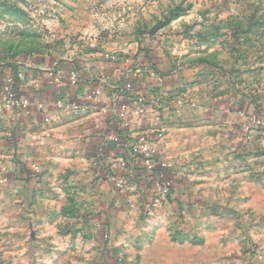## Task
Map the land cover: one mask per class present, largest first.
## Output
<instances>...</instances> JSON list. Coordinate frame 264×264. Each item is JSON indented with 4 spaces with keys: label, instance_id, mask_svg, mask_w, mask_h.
<instances>
[{
    "label": "crops",
    "instance_id": "0c3cea01",
    "mask_svg": "<svg viewBox=\"0 0 264 264\" xmlns=\"http://www.w3.org/2000/svg\"><path fill=\"white\" fill-rule=\"evenodd\" d=\"M146 55H140L142 81L135 84V94L163 95L167 103L158 111L147 106L141 117L112 111L113 87L122 79L117 64H105L107 84H102L96 78L97 63L68 59L39 65L0 58V85L12 76L17 96L28 100L22 111L0 112V237L9 230L20 235L24 219L38 220L42 191L47 198L74 194L84 210V229L105 246L107 259L100 247L92 264H116V257L132 264H264V188L248 178L245 166L238 169L239 179L231 175L223 180L231 189L221 198L180 195L186 203L174 201L176 208L191 204L197 214L192 229L172 237L157 216L140 217L137 193L144 186L135 164L122 167L126 153L111 140L119 129L130 136L151 134L157 138L158 158L169 163L165 173L178 181L196 160L228 168L216 163L228 153L247 155L260 149L264 154L259 129H244L253 118H264V74H245L235 82L217 74L215 82L209 66L177 68ZM73 72L75 82L70 80ZM97 87L101 93L93 97ZM182 96L186 104L174 108L171 100ZM58 99L64 100L62 107ZM120 104L128 111L137 105L134 97ZM117 117L124 120L121 125ZM100 148L113 173L128 179L126 191L97 179L96 174H105L92 165ZM183 181L187 183L182 179L181 187ZM12 199L13 209L8 206ZM202 205L207 222L199 224ZM11 220L17 223L8 224ZM250 241L256 243V253L248 260Z\"/></svg>",
    "mask_w": 264,
    "mask_h": 264
},
{
    "label": "rangeland",
    "instance_id": "374dc122",
    "mask_svg": "<svg viewBox=\"0 0 264 264\" xmlns=\"http://www.w3.org/2000/svg\"><path fill=\"white\" fill-rule=\"evenodd\" d=\"M176 7L180 14L163 23ZM143 53L177 68L209 66L215 82L217 74L231 82L245 74L262 75L264 0H0V58L5 62L47 65L75 59L104 69L105 64L123 67ZM216 163L228 168L196 160L181 176L188 183L183 181V187L182 179L171 177L172 194L160 203L153 205L157 197L151 188L138 190L140 217L157 216L174 237L192 229L191 219L197 214L191 204L176 208L174 201L186 203L180 195L221 198L231 189L223 180L231 175L239 179L241 166L264 188V154L228 153ZM44 193L39 194L38 220L24 219L20 235L9 230L0 237V264H92L100 247L105 261V246L84 229L78 197L60 193L47 198ZM10 203L13 209V199ZM205 209L206 205L199 209V224L207 222ZM255 248L250 241L248 260ZM116 259L118 264H132Z\"/></svg>",
    "mask_w": 264,
    "mask_h": 264
},
{
    "label": "built area",
    "instance_id": "2783aa9c",
    "mask_svg": "<svg viewBox=\"0 0 264 264\" xmlns=\"http://www.w3.org/2000/svg\"><path fill=\"white\" fill-rule=\"evenodd\" d=\"M126 66L118 67L117 70L119 75H122L120 82L116 83L113 87L114 89V102L115 105L112 107V111L116 114L118 113H131L138 115L139 117L146 115V107L150 106L152 109L158 111V109L167 103V99L163 95H146L139 96L135 94L136 89L131 81V77H140L142 71L140 69V55L131 61H127ZM96 78L102 84H107L106 77L104 75V69L100 66L95 68ZM78 76L76 73H71L70 80L75 82ZM101 93L100 87L94 89L92 96L98 97ZM134 97L137 105L128 111L125 104H120ZM172 103L175 105L176 109H180L183 105V101L178 99H172ZM56 104L59 107L64 105L63 99H58ZM120 104V106H118ZM28 106V100L26 98H20L17 96L14 88V81L12 76L7 75L2 80L0 85V112L3 111H22ZM72 108L77 109L78 106L73 104ZM105 110V109H103ZM115 114V115H116ZM118 123L122 124L123 119L117 117ZM120 124V125H121ZM253 127H256L260 131L259 140L264 144V118H253L250 124H245L244 129L246 131H251ZM123 128V127H122ZM118 136L112 137L118 147L122 148L126 156L120 162L122 167H126L128 164H135L137 159H141V165L144 174L147 176V181L151 183V191L157 197L154 204L160 203L162 200L169 198L172 194L173 183L171 177L165 173L164 169L169 167V163L162 161L158 158L156 153V143L157 138L152 137L151 134L140 132L136 135L130 136L126 133L121 132ZM249 138V137H248ZM92 165L96 171H103L105 174H96L99 181H107L115 191L124 192L129 186V181L126 177H121L113 173L111 165L106 161V157L103 153V148L96 153ZM123 264H126L125 262Z\"/></svg>",
    "mask_w": 264,
    "mask_h": 264
},
{
    "label": "trees",
    "instance_id": "16d2710c",
    "mask_svg": "<svg viewBox=\"0 0 264 264\" xmlns=\"http://www.w3.org/2000/svg\"><path fill=\"white\" fill-rule=\"evenodd\" d=\"M180 11H181V8L180 7H176L175 9H173L172 11H170V13L163 19V23L168 22L174 16H177L178 14H180L179 13ZM146 57H148V58L150 57L148 53H147ZM123 66H126V64H123ZM141 76L140 77H131V81L134 84V86H135V84L141 83V81H142L141 80L142 79ZM255 152L261 153L262 151L260 149H257ZM134 169L137 172L138 180L143 184V186L145 188H151V183L147 181V176L143 172L142 165H141V159L140 158L137 159V162L135 163V168ZM108 259H110L109 256H108ZM116 260L117 259L114 258L112 262L113 263H116ZM118 263H116V264H118Z\"/></svg>",
    "mask_w": 264,
    "mask_h": 264
}]
</instances>
